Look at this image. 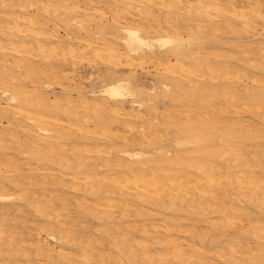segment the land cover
<instances>
[{
    "label": "bare ground",
    "instance_id": "6f19581e",
    "mask_svg": "<svg viewBox=\"0 0 264 264\" xmlns=\"http://www.w3.org/2000/svg\"><path fill=\"white\" fill-rule=\"evenodd\" d=\"M184 24L191 29L187 38ZM226 35L239 38L236 48L253 71H264V46L254 54L247 44L250 38L264 39V0H0V174L15 176L7 181L20 193L17 199L31 205L43 221L31 231L12 228L8 217L13 206H2L0 264H264V149L251 152L253 144H248L264 141V128L242 118L247 112L264 125V79L252 78V71L248 75L228 65L216 67L197 52L201 44L214 45ZM193 47L199 49L188 57L186 49ZM90 57L106 75L99 74L87 91L72 88L77 76L57 66L74 67ZM164 59L171 61L169 66L162 65ZM146 60L158 61L169 75L147 91L175 95L167 113L158 111V97L146 100L149 96L134 89L140 78L118 76L121 70L143 68ZM182 81L185 87L174 84ZM218 82L233 84L225 92L231 108L209 110L208 97L194 103L198 94L214 96L212 85ZM148 108L155 118L143 114ZM228 114L232 118L222 119ZM160 119L178 132L191 133L190 139L177 142L178 148L196 144L210 165L199 160L202 166L189 176L188 165L181 167L176 156L164 157L166 151L159 157L174 165L168 172L146 167L143 153H112L117 141L157 137ZM145 121L151 126L143 128ZM138 122L142 129L135 127ZM205 125L221 127L211 129L212 147L205 134L193 132ZM102 143L106 147L100 148ZM97 165L107 172L97 174ZM22 172L45 176V185L52 187L65 180L73 192L95 201L74 204L72 194L63 198L55 188L35 191L32 197L26 189L38 186L37 177ZM7 186L0 181L1 192ZM126 189L151 210L143 211L125 197L112 199L129 194ZM12 199L0 194L2 204ZM167 200L170 210L199 202L203 212L217 215L206 225L216 231H197L193 225L190 230L168 217L165 223L137 225L135 218H156L153 210L166 207ZM86 218L98 223L94 233L84 228ZM230 231L238 236L225 240ZM195 237L215 252L185 242Z\"/></svg>",
    "mask_w": 264,
    "mask_h": 264
},
{
    "label": "rangeland",
    "instance_id": "374dc122",
    "mask_svg": "<svg viewBox=\"0 0 264 264\" xmlns=\"http://www.w3.org/2000/svg\"><path fill=\"white\" fill-rule=\"evenodd\" d=\"M182 27L183 28H185L183 31H182V33H183V36H184V38H187L188 37V32H190V28H189V26H188V24H184V25H182ZM228 39V40H227ZM222 41L221 42H217V43H215L214 45H212L213 43H211L210 45H207L206 43L205 44H201L200 46H199V48L201 49V50H199V51H197L199 48H197V47H193V48H187L186 49V54L188 55V57H192V56H190V55H192V54H194V51H197L198 53H199V56H203L204 58L206 57V59L209 57V60L211 61V63L214 65V66H216L217 67V63H218V67H223V66H226V65H228V66H230L232 69H236L237 71H241L242 73H249L250 75H251V73H252V75H251V77L253 78L254 76V78L255 79H257V77L260 79H264L263 77H264V71H262V70H259L258 72H256V71H253V69L250 67V63H249V61L248 60H243V55L245 54L244 52H239V51H241L239 48V50L236 48L237 46H238V41H239V38L237 37H231V36H228V35H226V36H224L222 39H221ZM264 40V39H263ZM263 40H260V39H252V38H250V39H248L247 40V44H249L250 45V51H252L254 54H256V51H257V48L258 47H260L261 45H263L264 46V41ZM228 42H230L229 43V45H228ZM261 44V45H260ZM220 50H221V52H220ZM225 51V52H224ZM242 51H244V50H242ZM220 52V53H219ZM230 52H234L233 54L232 53H230ZM224 53V54H223ZM231 54V55H228V54ZM241 53H244V54H241ZM214 54V55H213ZM226 54V55H225ZM242 55V57L241 56H239V55ZM206 55H208V56H206ZM224 55H225V58H224ZM229 57H231V58H229ZM240 58H242V59H240ZM174 59H175V57H172V60L171 61H174ZM190 60H192V58H189ZM89 61H91V63H89ZM147 61V63H146V65L143 67V68H141V69H145V70H141V69H138V68H135L134 69V71H126V70H121V72H119L118 73V76L120 75V76H124V77H131V78H140V80L137 82V83H135V85H133L134 86V89L139 93V92H141V93H145L147 96H149V97H147L148 99H146V100H150V99H153L152 101H155V97H158L157 99H156V101H155V103H156V105H157V107H158V111H161V113H162V110H163V113H167L168 111H167V109L169 110V108H167L166 106H168V105H170V99H172L173 97H175V95H167V94H164V93H162L161 92V90L160 89H156L157 90V92H155V96L153 95H150V93H148L147 91L148 90H152L153 88H155V85H156V87H158L157 86V82L159 81V80H163V79H166V78H169V75H167V74H165L164 72H163V70H161V65H159V63H158V61H154V60H152V61H150V63H149V60H146ZM171 61H168L167 59H164L163 61H162V65L164 64H166L167 66H169L168 65V62L170 63ZM180 61H182L183 62V60L182 59H180ZM209 61V62H210ZM87 62V60H84V61H81L80 63L81 64H78V65H76V66H66V67H64V66H57V67H61V68H63V70L65 71V73H70L69 74V76H73V74H74V76H77V77H75V79H74V81L71 83V87L72 88H74V87H81V88H86V91L87 90H89V88H90V83H94V81H98L97 79H98V77L100 76V75H106V69L104 68V67H102V66H99V68L98 69H95V67H94V65L95 64H93L94 63V59H91V57L88 59V63L91 65H89L88 63H86ZM164 62V63H163ZM225 64H224V63ZM83 63V64H82ZM148 64V65H147ZM151 64V65H150ZM154 64H156V66L154 65ZM221 64V65H220ZM93 65V66H92ZM155 67H154V66ZM262 65V63L260 64V66ZM152 66H153V68H152ZM237 67V68H236ZM242 67V68H241ZM93 68V69H92ZM158 68V70H156ZM245 70H244V69ZM157 71H159V72H157ZM252 71V72H251ZM74 72V73H73ZM98 72V73H97ZM103 73V74H102ZM155 73V74H154ZM93 74V75H92ZM98 74V75H97ZM100 74V75H99ZM127 74H129V75H127ZM160 76H159V75ZM248 74V75H249ZM253 74H256V75H253ZM91 75H92V77H93V79L92 80H88V79H90L89 77H91ZM157 75V76H156ZM257 75H260V76H257ZM262 76V77H261ZM82 77V78H81ZM258 79V80H259ZM260 79V80H261ZM72 84H73V86H72ZM145 84H146V86H145ZM174 84H177V85H182V86H186V83L185 82H183L182 81V83L180 82V83H178V82H176V83H174ZM76 85V86H75ZM228 85V86H227ZM231 85H233V84H229V83H223V82H218V83H216V84H214V86L212 85V92L211 93H214V96H206V95H201V94H198V96L196 97V98H194V103L195 104H199L200 103V100H206V98L208 97V99L209 100H207V101H210V102H208L209 104H207V106L208 107H210L209 108V110L211 109H213L214 111H217V110H219L218 108H219V105L221 106L220 108L222 109V108H224V107H228V106H230L229 108H231L232 107V104H231V101L228 99V98H226V96H225V92H226V89L228 90V89H230V88H232L231 87ZM236 85H238V84H236ZM244 85V84H243ZM242 85V86H243ZM241 86V85H240ZM249 86H251V84H249ZM145 87V88H144ZM228 87V88H227ZM230 87V88H229ZM225 88V89H224ZM242 88V87H241ZM140 90H142V91H140ZM229 91V90H228ZM212 98V99H211ZM215 99V101H214V99ZM159 99V100H158ZM212 101H214V102H212ZM246 104V101H244V102H241L240 104H239V107H243L244 105L243 104ZM149 104H150V102H149ZM226 104V105H225ZM223 105V106H222ZM218 108H217V107ZM166 107V108H165ZM179 107H181V106H179ZM131 107H129V106H127L126 107V109H127V111L128 112H131V109H130ZM130 109V110H129ZM161 109V110H160ZM182 109V108H181ZM147 110H150V111H147ZM147 111V112H146ZM143 114L145 115V116H147V117H149V118H155V115H154V113L153 112H151V109H146V110H144L143 111ZM246 117V118H245ZM252 117V118H251ZM159 118V117H158ZM230 119V118H232V114H228L226 117H223L222 119ZM242 118H244V119H248V120H250V121H253L254 122V124H256V127L257 128H259V126L262 128H264V125H262L261 123H260V121L258 120V119H256V117L254 116V115H249V114H247V112L244 114V115H242ZM256 121V122H255ZM68 122H72V121H70V120H68ZM153 122V121H152ZM164 122V121H163ZM159 126H157V127H159V134H158V136L157 137H155V138H153V139H151V141L150 142H152V143H149V141H146V142H143V141H141V139L140 138H136V139H134V140H132V141H129V142H124V141H122V140H120V141H117V143L115 144V147H114V150L112 151V153L114 154V155H116V154H120L121 152H123V151H128V152H135V153H137V152H140V153H143V154H145V158H144V165L146 166V167H149V168H152L151 170H155V171H157V170H161V168L162 167H164V168H162V170H165L166 172H168L167 170H170L174 165L173 164H171V163H169V161H167V159L166 158H164V162L162 161L163 160V158H161L160 159V155H161V151H166V152H168V154H166L164 157H166V156H173V157H177V158H179V159H181V161H182V163H183V165H181V167L182 166H184V165H188V169H187V174L189 175V176H193L194 174H195V172H196V170H197V168L199 167V166H209L210 164H208V161L210 162V159L205 155V154H202V153H199V149L197 148L198 146L196 145V144H194V145H191V146H187V147H185V148H182V149H180V148H178V146H177V142L179 141V140H181V139H190L191 137H192V135H191V133H189V132H186V133H188V134H186V133H181V132H178V131H176L175 130V128L173 127H170L171 125H169V126H165L166 125V123L165 124H163L162 123V120L160 119L159 120ZM146 125V126H144V125ZM140 123V122H138V123H135L134 125H135V127L136 128H139V129H142V125H143V128H147V127H150L151 125H150V123L148 122V121H145L144 123ZM161 124H162V126H161ZM168 125V124H167ZM208 126V127H207ZM205 125V126H203V131L202 130H199V126L196 128V129H194L193 130V132L196 134L197 133V135H202V134H205L206 136H207V138H208V145L210 146V147H212L213 145H215L216 143H214V139H213V133L211 132V129L214 127V128H216L214 131H216L218 128H221V127H219L218 125H217V127H215V126H213L212 127V125ZM165 127H167L166 129H165ZM199 131H198V130ZM200 129H201V127H200ZM207 130H209V132L207 131ZM264 130V129H263ZM201 131V132H200ZM162 133V134H161ZM164 133H166V134H164ZM189 135V136H188ZM177 136V137H176ZM249 136L250 137H252L253 136V134H249ZM200 137V136H199ZM157 138V141L155 140ZM137 140V141H136ZM253 141V142H252ZM251 142V143H250ZM250 142L248 143L249 145H252V149L250 148V151L252 152H255V153H258V152H261L263 149H264V141H256V140H253V139H251L250 140ZM143 143L145 144V145H143ZM147 144V145H146ZM247 144V145H248ZM258 144H262V148H261V146H258ZM120 145V146H119ZM90 147H98L96 144H91V145H89ZM100 148H102V147H106V145L105 144H100ZM150 146V147H149ZM152 146V147H151ZM130 147V148H129ZM124 148V149H123ZM128 148V149H127ZM260 148H261V150H260ZM254 149H256V150H254ZM258 150V151H257ZM260 150V151H259ZM194 151V152H193ZM195 151H196V153H195ZM190 152V153H189ZM197 152H198V154H197ZM262 152H264V150L262 151ZM173 155H172V154ZM185 153H187V154H185ZM197 154V155H196ZM121 155V154H120ZM180 155V156H179ZM170 158V157H169ZM183 159L185 160V161H183ZM189 159V160H188ZM190 161V160H198V162H187V161ZM203 162L202 163V165H201V162ZM147 161H149L148 163H147ZM158 162V164H156ZM150 163V164H149ZM163 163H165V164H163ZM169 163V164H168ZM211 163V162H210ZM149 164V165H148ZM160 164H162V165H160ZM192 165V166H190V165ZM197 165H199V166H197ZM138 166V165H137ZM161 166V167H160ZM197 166V167H196ZM160 167V168H159ZM171 167V168H170ZM157 168V169H156ZM167 168H169V169H167ZM93 169L96 171L97 170V174H102V173H104V172H107V170H105L104 171V169L102 170L101 169V167H99V165H97V166H94L93 167ZM191 169V170H190ZM100 170V171H99ZM102 170V171H101ZM26 171V170H25ZM193 173V174H192ZM21 175H24V176H29V175H33V176H35V177H37L36 179H35V181L34 182H37V184H38V186H35V187H33V188H29V187H27V189L26 190H28V191H30L31 192V196L33 195V193L37 196V194L36 193H38L41 189H53V188H55L56 190H57V193L61 196V197H63V198H67L68 199V197L72 194V196H70V198H69V200L71 201V202H73L74 204H76V201L77 202H82V203H92V202H94L95 201V197H93V196H90V195H88L87 193H75V192H73L72 191V189L71 188H69V185H68V183H66V181L64 180L60 185H58V186H54V187H52V186H50V185H45V183H48V178H45V176H42V175H40V174H38V175H35V174H29V173H26V172H22L21 173ZM42 177V178H41ZM11 178H15V176H9L8 177V175H5L4 173H2V174H0V181L2 182H5V183H7L8 184V186H7V191H5V192H1V190L2 189H0V194L1 195H11L12 197H13V199L10 201V202H5V203H0L1 205H0V209L2 208V206L4 207V206H13L11 209H9V210H11L10 211V213H9V221L11 222V226H12V228H21V230H23V228L24 227H26L27 229V231L29 230V231H31L32 229H33V226L34 227H36V225H38V224H40V223H42L43 221L41 220V218L34 212V210H33V208H31L32 206L31 205H27V203H24L23 201H21V200H18L17 199V196L20 194L19 192H17V191H15V190H13V187H11L10 186V184L8 183V181H9V179H11ZM18 178V177H17ZM7 179H8V181H7ZM16 179V178H15ZM39 179V180H38ZM44 180H47V181H44ZM39 183H41L40 185H39ZM44 183V185H42ZM68 187V188H67ZM35 191H36V193H35ZM125 192H129V194H130V190H128V189H126V191ZM19 193V194H18ZM68 194H70V195H68ZM83 194V195H82ZM129 196H127V195ZM126 194H124L125 196H116V197H113L112 199H115V201H125L124 200V197H125V199H126V201L128 202H132V201H134L135 203L137 202V204L139 205V207L141 208V210H143V211H148V210H151V207L149 206V205H147V204H142V203H138V201H137V195H134V194H128V193H126ZM75 195H76V197H75ZM131 195H132V197H131ZM30 196V197H31ZM34 196V195H33ZM32 196V197H33ZM68 196V197H67ZM84 196V197H83ZM137 196V197H136ZM16 197V198H15ZM71 197H72V199H71ZM75 197V198H74ZM78 197V198H77ZM128 197V198H127ZM130 197L131 198H133L132 200L130 199ZM74 198V199H73ZM77 198V199H76ZM89 199V201H88V199ZM119 200H118V199ZM80 199V200H79ZM128 199H130V200H128ZM17 200H18V202H17ZM33 200V199H32ZM92 201V202H91ZM168 201V204L166 205V207L165 206H163V207H158V208H156L155 210H153V212L152 213H154L155 214V216H157L156 218L154 217V218H151V219H145V218H143V217H140L139 219L138 218H135V221H137V223H139V224H137V225H141V224H143V223H153V224H156L155 222H157L158 224H160L161 222L162 223H165L166 221H176V222H179V223H181V224H183L186 228H189L190 230H194L193 229V227L194 226H196V230L197 231H199V228H205V229H207V231L208 232H210L211 230L212 231H216L215 230V228H213L212 229V227H210V226H206V225H208V222L210 223L213 219H215L216 218V214H209L208 215V213L207 212H203L200 208L201 207H199V206H196V205H198V203L199 202H189V203H187V204H185L184 205V208H182V207H177L176 209L175 208H173L172 206V209L170 210V205H169V202H170V200H167ZM19 205V206H18ZM190 205H195L194 207L196 208H194V207H191ZM25 207V208H24ZM199 207V209H197ZM22 209L23 211H21L20 209ZM246 208H247V210L248 211H250L251 213L254 211V210H252V209H250L247 205H246ZM75 210V209H74ZM169 210V211H168ZM18 211H20V212H18ZM154 211H156V212H154ZM171 211V212H170ZM190 211V212H189ZM198 211H200V212H198ZM174 212V213H173ZM176 212V213H175ZM198 212V213H197ZM249 212V213H250ZM160 213V214H159ZM194 213V214H193ZM197 213V214H196ZM204 213H205V215H204ZM157 214V215H156ZM203 214V215H202ZM187 215V216H186ZM200 215H201V218H200ZM12 216V217H11ZM175 216V217H174ZM196 216V217H195ZM208 216V217H207ZM14 217V218H13ZM169 219H168V218ZM166 218V219H165ZM191 218V219H190ZM192 218H194L195 220H197V221H194V219H192ZM17 220L16 222L15 221H11V220ZM20 219V220H19ZM26 219V220H25ZM159 219V220H158ZM168 219V220H167ZM89 220V221H88ZM132 220H134V218L132 219ZM187 220H189V221H187ZM192 220V221H191ZM22 223V224H20V222ZM26 221V222H25ZM80 221V220H79ZM83 220H81L80 222H82ZM153 221V222H152ZM13 222H15V223H13ZM19 222V223H18ZM193 222V223H192ZM26 223V224H25ZM192 223V224H191ZM197 223V224H196ZM203 223V224H202ZM82 224H84L86 227H84ZM82 224H81V226H83L84 228H86V231L88 232V233H94L95 232V229L98 227V223L95 221V220H93L92 218H86L83 222H82ZM222 224V223H221ZM15 225H17V226H15ZM192 225H193V227H192ZM14 226V227H13ZM82 227V228H83ZM88 227H90L89 228V230H87V228ZM96 227V228H95ZM220 228H221V226H220ZM211 231V232H212ZM32 233H33V231H32ZM230 233V236L229 237H226L225 238V240H230V239H233V238H235V237H237L238 235H237V232L235 233L234 231H230L229 232ZM233 233V234H232ZM35 234V233H34ZM26 237H27V235H26ZM36 237V236H35ZM42 241H45V242H48L49 244H54L51 240H49L45 235H41V238H40ZM187 241V243L189 244V243H191V244H189V245H196V246H199L200 248L202 247V248H205L206 250H207V252L209 253H214L215 252V247L214 246H211L208 242H205V243H200L199 242V240H198V237H195V238H193L192 240L190 239V238H187V239H185V242ZM193 241H194V243H193ZM250 241L251 242H254V238H251L250 239ZM207 244H209V245H207ZM209 248H210V250H209ZM78 253V252H77ZM216 264V263H215ZM218 264V263H217Z\"/></svg>",
    "mask_w": 264,
    "mask_h": 264
}]
</instances>
